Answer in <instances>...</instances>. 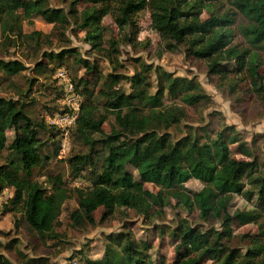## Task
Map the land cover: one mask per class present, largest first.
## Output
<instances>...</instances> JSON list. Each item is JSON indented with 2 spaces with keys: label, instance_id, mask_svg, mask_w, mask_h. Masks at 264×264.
Masks as SVG:
<instances>
[{
  "label": "trees",
  "instance_id": "16d2710c",
  "mask_svg": "<svg viewBox=\"0 0 264 264\" xmlns=\"http://www.w3.org/2000/svg\"><path fill=\"white\" fill-rule=\"evenodd\" d=\"M80 1L70 0L68 10H64L50 7L47 0H0V40L14 44L21 38L40 37L39 32L25 33L22 29L23 20L38 16L63 31L74 24L85 32L84 40L93 50L108 54L103 45V18L114 16L122 30L137 12L147 9L151 25L166 42V47L173 49L176 44H183L189 54L207 61L208 71L212 74H220L222 62L232 60L238 72L244 69L250 72L251 63L257 58L250 52L253 48L264 52V0H230L232 12H220L222 0H87L88 5L78 9ZM203 12L208 14L207 17H202ZM236 13L246 20L245 24L237 26L246 46L232 44ZM115 46L116 42L112 40L110 47ZM71 51L67 49L56 56L51 53L47 56L61 60ZM79 61L84 67L91 68L87 61ZM36 66L41 69L44 64L37 63ZM25 68L19 60L0 59V71L7 75L19 74ZM155 71L158 85L154 93L147 91L149 84L142 72L129 77L135 93L102 91L106 97L105 110L114 116L115 123L103 140L108 153L100 170L96 169V162L89 154L91 149L89 153L68 158L74 174L90 169L93 182L87 188H69L61 174H49L51 192L43 191L40 182L31 177L32 171L42 162L41 140L35 123L26 114L23 103L0 96V149L4 148L8 129L17 127L23 137L14 147L19 163L10 161L9 166L0 165V191L13 189L5 210L19 213L28 229L41 238L56 237L55 224L68 199L76 201L77 207L70 218L79 226L95 225L94 212L99 208L103 209L101 220L118 209L148 215L154 206H164L171 197L188 211L196 209L201 220L219 221L220 229L203 230L181 223L177 231H173L180 254L170 264H197L202 257L216 264H264V244L255 241L244 253L226 245L233 237V218L247 223L264 213V177L256 175L258 163L255 159L232 156L230 144L237 142L238 137L228 133L226 128L217 132L215 138L203 142L192 136L172 141L169 133H162L185 116L182 107L163 104L165 92L190 105L204 95L193 81L173 78L160 67ZM116 82L118 76L114 75L113 83ZM94 110L95 104L87 98L81 103L73 127L79 138L87 143L93 142V134H103L101 125L107 119V114L94 118ZM125 135L133 138L119 142ZM241 150L245 156H251L247 148ZM129 166L135 173L128 170ZM18 169L24 171L23 176L18 174ZM190 179L200 181L202 187L189 191L184 184ZM244 179L252 189L245 190ZM146 183L159 189L153 192L145 188ZM234 194H245L248 198L256 194L260 212L236 209L231 214L229 207ZM111 241L105 245L100 258H86L84 264H167L161 256L157 260L152 258L153 245L149 241L135 238L128 232L112 236ZM8 262L0 253V264Z\"/></svg>",
  "mask_w": 264,
  "mask_h": 264
},
{
  "label": "rangeland",
  "instance_id": "374dc122",
  "mask_svg": "<svg viewBox=\"0 0 264 264\" xmlns=\"http://www.w3.org/2000/svg\"><path fill=\"white\" fill-rule=\"evenodd\" d=\"M69 1L47 0L50 7H60L64 10H68ZM222 2L220 12L233 11L230 0ZM86 5L87 0H81L77 7L82 9ZM207 15L203 12L202 17ZM234 19L232 44L246 46L247 43L237 31V26L245 24L246 20L238 13ZM102 25L105 31L103 45L108 54L93 50L84 40L85 32L74 24L71 23L63 31L55 29L53 24L38 16L23 20L22 29L25 33L39 32L40 37L33 36L29 40L21 38L14 44H6L0 40V59L19 60L26 66L16 75H7L0 71V96L23 103L26 114L35 123L41 140L39 152L42 162L32 171L31 177L40 182L44 192H51L49 174H61L69 188H87L92 185L93 175L90 169L79 175L74 174L68 165V158L78 153H89L91 149L89 154L96 162V169L100 170L108 153V146L103 140L105 135L110 134L111 126L115 123L114 116L105 110L106 97L102 91L135 93L136 89L132 88L129 77L142 72L149 84L147 91L154 93L158 85L156 67L167 71L173 78L197 83L204 95L198 102L190 105L180 97L173 98L165 92L163 104L182 107L185 116L178 124L161 132L169 133L172 141L192 136L203 142L215 138L217 132L226 128L228 133H235L238 137L237 142L230 144L232 156L243 160L255 159L258 163L256 175L264 177L262 50L253 48L250 52L257 57L251 63L250 72L245 69L238 72L236 63L232 60L222 62L220 74H212L208 71L207 61L189 54L183 44H176L173 49L166 47V42L153 29L147 9L137 12L122 30H119L112 15H106ZM112 40L116 42L114 48L110 47ZM67 49L72 50L71 53L63 56L61 60L47 56L50 53L56 56ZM108 55L111 58H107ZM79 59L87 61L91 68L84 67ZM37 63H43L44 67L37 68ZM60 69L66 71L80 106L90 98L96 108L94 118L107 114V119L101 125L103 134H93L92 143L79 138L73 130L74 126L66 138L61 129L50 124L55 114L66 109L61 105L66 81L59 82L56 76ZM114 75L118 76L116 83H113ZM6 136L4 148L0 149V165L9 166L10 161L19 163V156L14 147L23 137L17 127L8 129ZM127 138L133 137L122 136L119 142ZM116 143L118 141L113 145ZM242 148H247L251 156L242 154ZM128 170L135 173L130 166ZM18 174L23 176L24 171L18 169ZM245 182V190L252 189V186ZM184 185L192 192L202 187V183L196 179H190ZM145 188L153 192L159 189L149 183L145 184ZM12 195V188L0 191V253L8 259L9 264H84L86 258H100L105 245L112 242L111 237L122 232L149 241L153 245L150 250L152 258L157 260L161 256L170 264L180 254V249L177 248L178 239L173 231H177L181 223H188L203 230L220 229L219 221L212 218L201 220L196 209L188 211L171 197L164 206H154L148 215L134 210L118 209L107 219L101 220L103 209L99 208L94 212L95 225L78 226L70 218L71 212L77 207L73 198L66 200L62 207L55 224L56 237L41 238L28 229L19 213L5 210ZM256 203V194L253 198H248L245 194H234L229 207L230 213L240 209L253 210L256 214L260 212ZM231 226L233 237L226 244L230 248H238L244 253L255 241L264 244V213L247 223L233 218ZM197 264L216 263L202 257Z\"/></svg>",
  "mask_w": 264,
  "mask_h": 264
},
{
  "label": "built area",
  "instance_id": "2783aa9c",
  "mask_svg": "<svg viewBox=\"0 0 264 264\" xmlns=\"http://www.w3.org/2000/svg\"><path fill=\"white\" fill-rule=\"evenodd\" d=\"M57 78L59 82L65 80L64 94L62 95L61 105L66 109L62 113L54 115V118L50 121V124L58 127L62 130V135L68 137L69 130L75 125L76 119L79 114L80 104L76 99V93L73 90V86L67 78L66 71L60 69L57 72Z\"/></svg>",
  "mask_w": 264,
  "mask_h": 264
}]
</instances>
